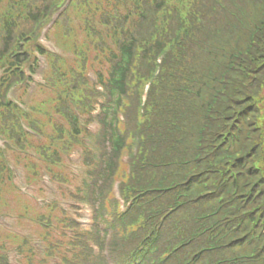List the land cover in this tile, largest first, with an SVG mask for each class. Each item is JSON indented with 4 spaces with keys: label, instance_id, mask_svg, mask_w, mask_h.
<instances>
[{
    "label": "trees",
    "instance_id": "obj_1",
    "mask_svg": "<svg viewBox=\"0 0 264 264\" xmlns=\"http://www.w3.org/2000/svg\"><path fill=\"white\" fill-rule=\"evenodd\" d=\"M126 1L129 13L120 19L136 16L141 23L124 33L115 22L118 18L103 19L112 15L109 1L104 6L101 0L72 3L75 9L83 5L82 10L87 11L85 4L89 3L94 12L99 11V22L107 26L111 41L105 43L98 35L93 20L87 25L86 39L97 45L99 40L103 43L94 48L96 55L110 58L106 70L110 99L101 120L111 151H105L97 180L113 174L121 148L127 145L129 136H136L137 154L130 159L135 166L132 178H141V186L166 190L175 186L186 194V201L172 213L173 219L160 229L150 253L157 258L164 247L178 248L169 262L151 264L179 263L190 257L193 264H224L222 260L240 255L248 257L247 264H264V0ZM52 2L9 0L0 9V131L23 147L32 145L33 140L21 131L5 102L4 91L11 81L23 76L17 62L28 53L21 46L15 58H10L9 52L29 31L25 24L37 20ZM157 9L167 15L161 25L155 22ZM151 10L155 11L145 21ZM62 24L63 20L57 23L56 36L72 47ZM164 46L169 51L143 113L139 116L133 109L136 96H130L125 107L127 127L119 132L115 111L123 103L120 95L129 92L132 78L147 75L153 66L150 58ZM83 47L74 49L78 58L84 56ZM62 63L61 59L55 62L52 84L60 88L67 76H73L65 91L77 95L83 83L77 73L85 61L69 70ZM56 99L54 105H49L48 99L37 102L35 109L44 116L33 123L43 128L53 125L54 132L48 133L41 145L53 152L54 162H60L53 139L70 137L71 133L49 114L61 110L62 102L70 131L78 127L66 100ZM128 150L131 152V144ZM96 193L103 194L100 189ZM159 201L161 208L175 202L172 195ZM133 209L119 220L124 232L131 234L121 238L112 231V249H120L122 255L127 245L126 255L144 234L141 207L137 204ZM97 233L100 239L105 238L103 230Z\"/></svg>",
    "mask_w": 264,
    "mask_h": 264
}]
</instances>
